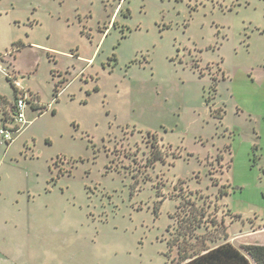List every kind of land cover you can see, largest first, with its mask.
Masks as SVG:
<instances>
[{
    "label": "rangeland",
    "instance_id": "obj_1",
    "mask_svg": "<svg viewBox=\"0 0 264 264\" xmlns=\"http://www.w3.org/2000/svg\"><path fill=\"white\" fill-rule=\"evenodd\" d=\"M24 92L0 137L3 257L264 245V0H0V128Z\"/></svg>",
    "mask_w": 264,
    "mask_h": 264
},
{
    "label": "trees",
    "instance_id": "obj_2",
    "mask_svg": "<svg viewBox=\"0 0 264 264\" xmlns=\"http://www.w3.org/2000/svg\"><path fill=\"white\" fill-rule=\"evenodd\" d=\"M11 81L17 92L16 80ZM54 93L55 97H57L58 86L55 87ZM25 94H27V92ZM2 101V97H0V103ZM12 108L15 113V105ZM15 131H19V129ZM179 252L183 260L181 264H264V245L249 244L238 249L228 241L214 247L204 248L200 252L197 251L195 254L188 253L180 246Z\"/></svg>",
    "mask_w": 264,
    "mask_h": 264
},
{
    "label": "built area",
    "instance_id": "obj_3",
    "mask_svg": "<svg viewBox=\"0 0 264 264\" xmlns=\"http://www.w3.org/2000/svg\"><path fill=\"white\" fill-rule=\"evenodd\" d=\"M123 2L124 0H120ZM18 84V81L16 82ZM16 84V85H17ZM26 92L23 93L22 97H18V99L15 102V115H14V121L16 123L17 129L20 130L21 125H25L27 123L26 120V106L29 104L26 99ZM17 132L15 130H9L7 128H0V137L3 138L5 141H11L13 140L14 133Z\"/></svg>",
    "mask_w": 264,
    "mask_h": 264
},
{
    "label": "crops",
    "instance_id": "obj_4",
    "mask_svg": "<svg viewBox=\"0 0 264 264\" xmlns=\"http://www.w3.org/2000/svg\"><path fill=\"white\" fill-rule=\"evenodd\" d=\"M90 60H92V59H90ZM31 95L34 98V100H33L34 102L31 105L33 106V108H39L41 106V102H40V99H39V95L38 94H35V95L31 94ZM2 263L3 264H16L14 261H12L10 259L9 256L4 255V257H3V254L1 253L0 254V264H2Z\"/></svg>",
    "mask_w": 264,
    "mask_h": 264
}]
</instances>
